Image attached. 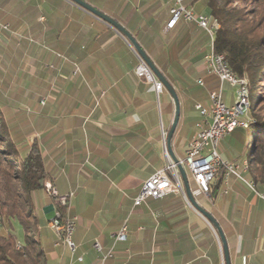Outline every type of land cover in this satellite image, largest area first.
<instances>
[{"label": "crops", "instance_id": "obj_1", "mask_svg": "<svg viewBox=\"0 0 264 264\" xmlns=\"http://www.w3.org/2000/svg\"><path fill=\"white\" fill-rule=\"evenodd\" d=\"M84 1L120 23L176 90L180 116L172 149L183 158L200 119L194 104L210 102L198 90L208 73L202 58L212 48L209 36L183 19L166 28L173 0ZM187 2L205 13L201 0ZM139 62L113 27L69 0H0V69L25 70L46 181L60 195L73 192L65 207V215L76 216L73 252L50 226L55 199L46 189L34 194L47 264H101L111 248L102 264H225L219 239L186 200L180 177V190L133 205L142 183L170 160L164 144L173 116L170 94L157 93L136 73ZM226 136L221 157L245 160L228 153ZM252 165L242 173L248 180ZM189 185L219 223L230 263L264 264V200L257 195L264 191L223 171L210 182L213 195ZM123 226L125 239L117 240Z\"/></svg>", "mask_w": 264, "mask_h": 264}, {"label": "trees", "instance_id": "obj_2", "mask_svg": "<svg viewBox=\"0 0 264 264\" xmlns=\"http://www.w3.org/2000/svg\"><path fill=\"white\" fill-rule=\"evenodd\" d=\"M187 1L197 0H183L185 5H189ZM201 1L205 13L219 26L212 50L223 55L242 84H248V125L230 135L240 140L237 156L253 163L249 178L256 188L264 191V114L259 111L264 105V95H256L262 87L260 82L264 81V21L260 20L257 8L232 5L238 0ZM201 81L198 90L205 97L219 85L218 78L210 73ZM37 129L32 115L14 112L10 105L0 102V218L8 226V221L15 220L22 231L21 239H17L13 226L6 235L0 234V264H47L38 230L41 212L34 194L45 189L49 174L40 142L34 136ZM214 190L210 185L208 194L213 195ZM56 212L64 217L65 207L54 203Z\"/></svg>", "mask_w": 264, "mask_h": 264}, {"label": "built area", "instance_id": "obj_3", "mask_svg": "<svg viewBox=\"0 0 264 264\" xmlns=\"http://www.w3.org/2000/svg\"><path fill=\"white\" fill-rule=\"evenodd\" d=\"M170 18L166 23V28L173 27L180 19L194 22L199 28L205 31L209 36L212 44V18L205 13V17H198L192 8L185 5L183 0H173V5L169 9ZM208 73L215 75L218 78L219 85L216 90L209 93V104L203 105L195 103L194 108L199 114L197 122V131L187 143L185 156L180 159L184 166L189 180L196 185L198 192L207 194L209 191L210 182L215 178L217 173L222 170L225 176L234 175L245 182L242 173L244 172V160L241 162H230L223 159L219 152V143L222 138L232 133L237 128H245L248 125L247 106L248 94L242 92L241 78L233 71H227L226 61L218 59L217 55H209L208 52L203 56ZM136 73L139 76H145L153 83V87L157 93L163 90V85L155 79L141 60L136 67ZM198 82H201L200 80ZM227 83L234 88V100L227 105L222 97L223 84ZM164 151L169 157L166 146ZM181 184L179 174L175 164L169 160L168 164L160 169L155 170L141 185L140 190L133 198V205L138 206L147 198L159 199L171 192L180 190ZM253 190V187H249ZM51 189V192H50ZM48 193L55 199V203L67 207L73 192L60 195L56 189L50 184L47 185ZM254 191V190H253ZM264 200V193L257 194ZM76 225V216L65 215L61 217L59 212H56L50 220L51 228L59 235L62 243L73 252L75 245L72 241V233ZM126 228L123 226L116 234L117 240H124ZM97 250H101L98 242L94 243ZM111 248L101 256V264L105 259L112 256Z\"/></svg>", "mask_w": 264, "mask_h": 264}, {"label": "water", "instance_id": "obj_4", "mask_svg": "<svg viewBox=\"0 0 264 264\" xmlns=\"http://www.w3.org/2000/svg\"><path fill=\"white\" fill-rule=\"evenodd\" d=\"M69 1L78 5L82 9L88 11L94 16L98 17L102 21L106 22L111 27H113L121 36H123L124 39L131 46V48L134 50V52L146 64V66L150 71V74L153 77H156L158 81L162 83L164 89L170 94L173 104V116H172L171 124L167 130L165 137L166 151L169 155L170 160L175 164L177 168L186 200L196 210V212H198L202 216V218H204V220H206V222L212 227L217 238L219 239L224 263L231 264L226 238L219 223L212 216V214L207 210H205L195 199L190 189L189 178L187 176L186 170L182 165L180 158H178L175 155L172 149V138L180 116V101L176 90L174 89L172 84L166 79V77L160 72V70L155 66V64L152 62V60L149 58L146 52L141 48V46L138 44L135 38L120 23H118L116 20L109 17L108 15L104 14L97 8L91 6L84 0H69Z\"/></svg>", "mask_w": 264, "mask_h": 264}, {"label": "rangeland", "instance_id": "obj_5", "mask_svg": "<svg viewBox=\"0 0 264 264\" xmlns=\"http://www.w3.org/2000/svg\"><path fill=\"white\" fill-rule=\"evenodd\" d=\"M232 5L242 7V8H246V9L257 8L259 10V13H260V15H259L260 20L264 21V0H238V1H235L234 3H232ZM197 14H200V13H197ZM52 67L53 66H49V68L46 69V72L48 73L49 76H52L54 74L55 67L54 68H52ZM1 70H2V68L0 69V71ZM3 70L2 71L5 72L4 76L2 77L0 75V102L10 105L11 110L14 112H20V113H24L25 116L26 115L30 116L31 115V109L28 106L27 101H26L27 90H26V86H25V81H26L25 70H23V71L21 70V72H19V73H21V75L15 74V71L12 72L13 71L12 68H5L4 67ZM243 80L247 84V81L242 78V81ZM260 83H261L262 87L258 88V90L256 91V95H259V94L264 95V81H262ZM247 87H248V84H247ZM223 98H224V101L227 105L231 104V101L234 100V88L229 87L228 85H225V87L223 88ZM259 111L261 114H264V105H261L259 107ZM226 137L227 138L225 141V146L227 147L228 153L233 155V156L238 155L239 154V144L238 143H240V140L238 138L237 139L234 138L230 134H228ZM47 185H49V183L47 181H45V189L46 190H47ZM50 192H51V189H50ZM258 193H260V192H258ZM260 194H263V193H260ZM52 198H53V195H52ZM58 206H60V205H58ZM1 219L2 218H0V234L6 235L7 230L12 228V226H13L17 239H21L22 231L19 227V224L15 220L11 219L10 222L8 221L9 226L7 224L4 225V223ZM47 236L51 237L52 234H50V232H49V234ZM17 241H19V240H17ZM17 248H19L18 244H16V249Z\"/></svg>", "mask_w": 264, "mask_h": 264}, {"label": "bare ground", "instance_id": "obj_6", "mask_svg": "<svg viewBox=\"0 0 264 264\" xmlns=\"http://www.w3.org/2000/svg\"><path fill=\"white\" fill-rule=\"evenodd\" d=\"M198 15V17H205V14L204 13H200V14H197ZM212 25L213 26H215V29H212V42H213V38H214V34H215V31H217V28H219V26H218V23L216 22V20H214V19H212ZM208 54L209 55H217V53H215L213 50H212V48H211V50L208 52ZM218 59H223V60H225L224 59V57H223V55L222 54H218ZM226 61V60H225ZM226 68H227V71H232L231 69H230V67L228 66V64H227V62H226ZM242 84V83H241ZM242 92L244 93V94H248V88H247V86L246 85H244V84H242ZM249 102V101H248ZM248 102H247V106H245V113H247L248 112ZM247 121L249 122V118L247 117ZM244 166H245V168H244V172L248 169V162H247V160L245 159L244 160ZM246 175V174H245ZM246 177V176H245ZM245 183L249 186V187H253V190L255 189V186H254V184H253V182L251 181V180H245ZM256 191V190H255Z\"/></svg>", "mask_w": 264, "mask_h": 264}]
</instances>
